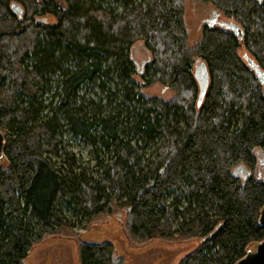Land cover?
<instances>
[{
	"label": "trees",
	"instance_id": "obj_1",
	"mask_svg": "<svg viewBox=\"0 0 264 264\" xmlns=\"http://www.w3.org/2000/svg\"><path fill=\"white\" fill-rule=\"evenodd\" d=\"M184 1L0 0V264L109 214L137 246L198 239L178 264H237L264 240V86L246 60L264 72V0H202L243 35L205 24L196 48ZM154 85L173 97L145 99ZM65 133L92 146L93 174L61 153ZM77 258L123 264L108 242H79Z\"/></svg>",
	"mask_w": 264,
	"mask_h": 264
},
{
	"label": "rangeland",
	"instance_id": "obj_2",
	"mask_svg": "<svg viewBox=\"0 0 264 264\" xmlns=\"http://www.w3.org/2000/svg\"><path fill=\"white\" fill-rule=\"evenodd\" d=\"M214 14H217V25L220 27L222 23H234L231 18L225 16L222 11L211 3H206L202 0L184 1V21L188 34L187 45L189 47H197L201 40L202 27ZM43 20L45 24L55 23L52 16L44 17ZM245 53L246 51L241 48L239 54L243 56ZM131 55L136 63V70L132 79L140 85L139 72H141L144 64L148 61L149 56L140 44L132 47ZM142 96L145 99L158 97L167 101L173 97V93L160 85H154L151 88L143 89ZM62 140L63 151L61 153L66 152L73 157L76 168H79L78 171L85 170L87 175L93 174L96 170V157L92 146L82 139L73 138L68 133L63 135ZM256 152L258 159L263 162L262 154L259 150H256ZM99 156L101 160L106 161L109 153L99 151ZM55 161L57 166L62 162L59 158ZM261 169L262 165H259L256 173L259 174ZM240 171H242L239 174L240 177L248 174L246 168H241ZM117 217L109 214L103 221L94 224H86L83 219L78 218L75 220L74 218L72 227L68 230L71 236L57 235L47 237L31 248L23 264H78L77 246L82 241L91 244L111 243L116 257L121 258L123 264H178L187 253L196 249L200 243L198 239L172 242L156 240L137 246L126 236L123 217L121 218L120 215ZM250 249H253V247Z\"/></svg>",
	"mask_w": 264,
	"mask_h": 264
},
{
	"label": "water",
	"instance_id": "obj_3",
	"mask_svg": "<svg viewBox=\"0 0 264 264\" xmlns=\"http://www.w3.org/2000/svg\"><path fill=\"white\" fill-rule=\"evenodd\" d=\"M12 7L15 8L16 6L13 5ZM18 12L20 13V11ZM206 24L209 26L217 25V14L212 15V18L207 20ZM221 27L233 32V34L238 38H241L243 35L241 29L234 23H228V24L222 23ZM246 60L249 66H251V68L254 70L258 78L259 84L264 86V72L261 69L257 68L256 65L252 64L251 60H249L247 57ZM197 62L198 60H196V65L194 67V77L199 86V103H200L202 101V98L204 96L207 87L208 78L204 63L202 62L197 63ZM3 149H4V138L2 133L0 132V162L3 160ZM259 223L264 226V206L261 208L259 212ZM237 264H264V240L254 245L253 249L247 250L245 256L242 259H240L237 262Z\"/></svg>",
	"mask_w": 264,
	"mask_h": 264
},
{
	"label": "flooded vegetation",
	"instance_id": "obj_4",
	"mask_svg": "<svg viewBox=\"0 0 264 264\" xmlns=\"http://www.w3.org/2000/svg\"><path fill=\"white\" fill-rule=\"evenodd\" d=\"M236 171H237V173H239V174L242 172V171H238V169H237Z\"/></svg>",
	"mask_w": 264,
	"mask_h": 264
}]
</instances>
